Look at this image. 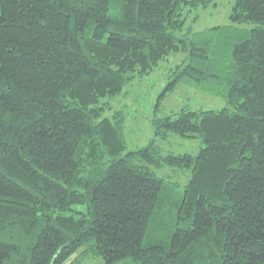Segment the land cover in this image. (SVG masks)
Listing matches in <instances>:
<instances>
[{
	"label": "trees",
	"instance_id": "trees-1",
	"mask_svg": "<svg viewBox=\"0 0 264 264\" xmlns=\"http://www.w3.org/2000/svg\"><path fill=\"white\" fill-rule=\"evenodd\" d=\"M215 0H0V264H264V0L192 31ZM195 11V13H192ZM251 23L249 25H243ZM222 96L150 120L126 149L109 97L171 52ZM104 98V101H101ZM169 133L195 153L162 152ZM189 169L181 186L154 168Z\"/></svg>",
	"mask_w": 264,
	"mask_h": 264
},
{
	"label": "rangeland",
	"instance_id": "rangeland-1",
	"mask_svg": "<svg viewBox=\"0 0 264 264\" xmlns=\"http://www.w3.org/2000/svg\"><path fill=\"white\" fill-rule=\"evenodd\" d=\"M216 5H210L204 9L197 10V17L191 21L188 17L192 31L201 30L213 24L228 22V13L232 0H215ZM192 13H195L193 11ZM245 23L243 25H249ZM185 53L181 50L171 52L160 59L148 73L137 75L127 82L123 89L108 101L111 108L105 110L110 115L113 109L122 107L125 116L124 134L126 149L142 146L147 143L151 136L150 120L157 116L172 114L182 105L193 109L218 108L225 104L220 95L209 93L201 88L192 85L187 81L177 83L173 89L166 92L161 98L158 108H154L156 98L165 84L172 78L177 67L184 63ZM104 101V98L101 100ZM162 152H184L195 153L200 146V139L197 136H183L176 133H169L166 138L157 141ZM158 173L166 175L174 180L179 186L186 182L189 177V169L180 166L163 165L154 168ZM62 264H105L99 257L91 254H79V250ZM120 264V263H116Z\"/></svg>",
	"mask_w": 264,
	"mask_h": 264
}]
</instances>
